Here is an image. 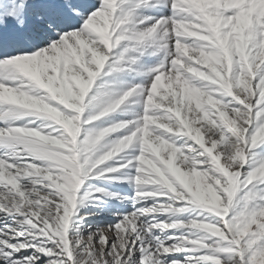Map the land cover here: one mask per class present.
I'll return each mask as SVG.
<instances>
[{
    "label": "snow or ice",
    "instance_id": "1",
    "mask_svg": "<svg viewBox=\"0 0 264 264\" xmlns=\"http://www.w3.org/2000/svg\"><path fill=\"white\" fill-rule=\"evenodd\" d=\"M0 264H264V0H0Z\"/></svg>",
    "mask_w": 264,
    "mask_h": 264
}]
</instances>
